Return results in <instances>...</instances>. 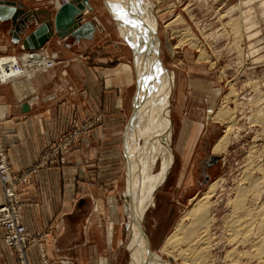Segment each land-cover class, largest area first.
I'll return each mask as SVG.
<instances>
[{"label":"crops","instance_id":"obj_1","mask_svg":"<svg viewBox=\"0 0 264 264\" xmlns=\"http://www.w3.org/2000/svg\"><path fill=\"white\" fill-rule=\"evenodd\" d=\"M65 1L17 0L25 11L38 13L40 24ZM87 1L79 22L85 27L64 36L54 33L43 44V53L54 56L52 67L31 72L25 63L23 76L0 83V136L14 172L30 168L43 149L66 133L62 130L67 131L73 119L85 121L96 113L102 122L82 136L66 162L37 168L19 186L21 220L27 235L37 237L27 247L28 264H121L120 251L125 247L124 203L114 194L117 178L109 177L108 171L116 172L107 164L126 163L124 136L130 113L122 124L123 99L133 86L131 111L134 56L139 48L133 43L135 24L130 16L125 22L130 27L122 35L104 0L97 5ZM14 30L9 20L0 21V55L23 53L21 41L31 28L19 40ZM7 57L18 60L15 56L2 60ZM112 138L115 144H109ZM3 201L0 184V204ZM128 223L131 229L130 218ZM16 260L15 252L3 244L0 230V264Z\"/></svg>","mask_w":264,"mask_h":264},{"label":"rangeland","instance_id":"obj_2","mask_svg":"<svg viewBox=\"0 0 264 264\" xmlns=\"http://www.w3.org/2000/svg\"><path fill=\"white\" fill-rule=\"evenodd\" d=\"M149 1L151 9L156 10L159 59L171 75L173 74V90L171 89L167 99L166 141L167 150L171 155L168 166L165 169L162 168L160 155L150 160L146 158V149L149 147L148 143L151 144L152 136L142 135L136 138L131 145L130 157L133 158L134 166L140 165L141 169L137 168L139 172L148 162L152 164L151 175L163 172L162 178L158 180L145 200V206L141 208L139 228L143 236V245L160 254L164 237L172 230L180 215L190 207L193 200L205 190L209 183L216 181L218 186L212 196V200L217 204L213 208L215 223L211 234L214 238L212 237L213 242L210 243L212 244L211 258L205 264H241L243 261L245 263L242 264H259L256 256H252L255 255L256 226L252 225L251 237L244 245L236 244V252L239 251L243 255L238 258L236 256L235 259L238 261L235 260V263L229 262L233 254H228V251L231 245L235 244L227 237L226 232L229 230L228 228L226 230L224 226L227 227L225 220L230 217L231 213L232 201L230 200L235 197L239 186L247 185L246 176L248 174L252 179L254 178L256 187L253 186L255 192L251 195L252 197L249 196L247 207L255 210V206L256 209L261 208L264 202V16H261L260 11L255 8L256 24L253 32L256 34L248 38L247 33L241 36L233 29V27L237 29L235 23L245 0ZM94 2L96 5L101 4L100 0H94ZM178 16L181 20L176 24ZM105 17L106 15H103L104 19ZM183 25L189 29L191 32L189 36H193L196 43L193 44L191 39H178L174 34V29L181 28ZM34 50L43 52L42 47ZM141 50H137L134 56L136 74L139 68L136 64L137 56L141 54ZM28 51L31 50L24 49L22 54ZM47 57L54 59L53 55ZM133 92V86L125 92L122 124L126 123L131 112L130 101ZM144 109L145 107L139 108L138 122L142 120L139 117L140 114L144 115ZM224 109L233 111V122L231 123L234 124L230 123L232 127L229 133L230 141L223 152L212 154V144L218 137L227 133L229 123L215 119L219 112H224ZM256 116L263 118L259 121L255 119ZM100 121V116L99 114L96 116V113L90 115V118L85 121L78 122L73 119L68 130H62L66 133L60 136L58 142L43 149L30 168L14 172L11 166L12 173L27 174V181L29 173L39 167L55 166L66 162L71 149L77 146L83 135L101 124ZM159 130L158 128L157 132ZM147 132L156 134L150 130ZM127 134L128 132H125L124 146H126ZM66 137L71 143L62 156V162L37 165L40 156L47 148L57 145ZM0 138L7 152V145L1 136ZM115 139H110L109 144H115ZM124 156L126 163L123 167L119 161L107 165L116 172L111 174V170L108 171L109 177L114 175L117 178L114 194L118 196V201L126 204L128 171L127 156L125 154ZM143 169L147 168L143 167ZM25 182H21L17 188ZM0 184L3 190L4 186L1 181ZM128 214L129 217L126 213L124 216L122 239L125 247L120 251L121 264L135 263L134 256L129 249L130 237L135 229L130 231L128 218H133V214L130 210ZM226 237L228 239H225ZM178 263H180L179 259L172 264Z\"/></svg>","mask_w":264,"mask_h":264},{"label":"bare ground","instance_id":"obj_3","mask_svg":"<svg viewBox=\"0 0 264 264\" xmlns=\"http://www.w3.org/2000/svg\"><path fill=\"white\" fill-rule=\"evenodd\" d=\"M69 1L71 0H66L61 5ZM104 1L106 8L112 10L122 35L124 34V29L130 27L127 25L128 23L126 24L127 26H125V22L129 21L128 17L130 16L132 20H134L135 35H132L135 40H133L134 42L131 41V43H135V47L137 46L136 50L138 48L140 50L142 49L141 54H139V56H137L138 54L136 55L138 57V60L136 59L138 61L136 64H138L139 68L135 80L137 91L135 89L136 95L132 98L131 105L132 108L134 107V111L132 112L131 110L130 112V123L125 131L128 132L127 140L125 142V155L127 156L128 172L126 177V204H123V207L125 213L130 210L133 214V218L131 217L130 231L135 229V232L130 237L129 247L134 256V264H172L178 259L180 261L178 264L208 263V260L211 258L212 244L210 245V243L211 241L213 242L211 231L215 223L213 208L216 203L212 200V196L218 186L216 181L209 183L205 190L193 200L190 207L180 215L179 219L174 223L172 230L164 237L159 251L160 254H157L155 251L150 250L143 245V236L139 228L141 208L143 205L145 206V200L149 197L158 180L162 178L163 172L151 175L150 169L152 164L149 162L142 166V171L139 172V169L137 168L140 165L138 167L134 166L133 158L130 157L131 145L136 138H139L142 135L147 134L150 135L149 137L152 136L151 144L148 143L149 147L146 149V158L150 160V158L153 159L160 155L162 158V168L165 169V167L168 166V163L171 160V155L167 150L166 141L168 131L167 99L173 90V74L171 75V72L163 66L159 59V38L156 33L157 24L155 17L156 10L151 9L150 1ZM243 4V9L239 11L238 20L235 23L237 24V29L233 27L231 24L232 22L230 24L241 36H244L247 33L246 37L251 38L256 34L253 32L256 24L254 15L256 12L254 10L257 8L260 11L261 16H264V0H245ZM255 4L256 6H254ZM86 9L87 8L82 11ZM180 18L181 17L179 16L177 17L176 24L180 22ZM230 30H232V28H230ZM174 34L178 39H191L193 44L196 43L194 37L189 36L191 32L184 25L181 28H175ZM6 62H15V60L9 58L5 63ZM4 67L5 65L0 66L3 75H6V71H14L13 68L6 70ZM123 67L126 70H129L128 65H123ZM21 76H23V74L17 77ZM143 107H145L144 115L142 116L140 114L139 118L142 120L141 122H138L137 114L139 113V108L142 109ZM232 114V109H224V112L221 111L216 115L215 119L226 124L229 123V125L227 126V133L218 137V139L212 144V154H219L226 149L227 144L230 141L229 133L232 131L231 125L234 124L231 123L233 122ZM262 118L263 117L259 118L256 116L255 119H259L260 121ZM158 128L160 129L159 132H157ZM148 130H150V132H156V134H151L147 132ZM143 167L147 169H143ZM139 168L141 169V167ZM246 180H248L247 185L239 186L235 193V197L230 200V202L232 201L231 213L229 214L230 217L225 220L227 227L222 225L226 230L228 228L229 232H226L228 236L225 235L235 244L231 245L230 251H228L229 249L227 250L228 254H233V257L231 256L232 260L229 262L232 263V261L234 262L237 260L235 259L236 256L238 258L243 255L239 253V251L236 252V244L242 243L244 245V243L250 239L252 228L255 225L256 230H254L257 232V235L256 237L253 236L255 238V255L252 256H256L259 264H264V202L261 201L263 203L261 204V208L256 209L255 206V210H251L247 207V200L249 196L254 194L255 191L253 186H255L256 183H254V178L252 179L250 174L246 176ZM227 237L225 239H228ZM231 248L233 249L232 251ZM250 250H252V248ZM226 253L227 252L225 251V254ZM228 254H226V256ZM256 258L254 260H256Z\"/></svg>","mask_w":264,"mask_h":264},{"label":"built area","instance_id":"obj_4","mask_svg":"<svg viewBox=\"0 0 264 264\" xmlns=\"http://www.w3.org/2000/svg\"><path fill=\"white\" fill-rule=\"evenodd\" d=\"M44 55L42 51L31 50L22 55L6 54L0 56V66L5 65L4 68L6 70L14 69L13 72L6 71V75H3L0 69V83L9 82L15 77L24 74L21 66L26 64L31 67V72L43 71L40 68L44 67V65L52 67L55 64V60L46 55L44 57ZM6 56H15L18 60L5 63V60L2 59L6 58ZM8 59L9 57H7ZM70 143L69 138L66 137L57 145L47 148L40 156L37 165L62 162V156L68 150ZM26 178L27 174L25 173L21 175L12 173L5 144L0 138V181L4 186L5 198L4 203L0 205V230L2 231L3 244L14 251L17 256L16 264H28L26 259L27 247L37 240V237L27 235L20 216L21 205L17 187L21 182H25Z\"/></svg>","mask_w":264,"mask_h":264},{"label":"water","instance_id":"obj_5","mask_svg":"<svg viewBox=\"0 0 264 264\" xmlns=\"http://www.w3.org/2000/svg\"><path fill=\"white\" fill-rule=\"evenodd\" d=\"M86 6L88 7L87 0H71L61 5L53 16L50 12L46 21L40 24L36 11H25L16 0H0V21L9 20L14 24L13 36L18 40L20 34L31 28L21 43L24 49L34 50L42 47L54 33L58 36H64L69 33L74 34L85 27V25L79 26V22L82 18V10ZM135 95L136 92L133 97Z\"/></svg>","mask_w":264,"mask_h":264}]
</instances>
